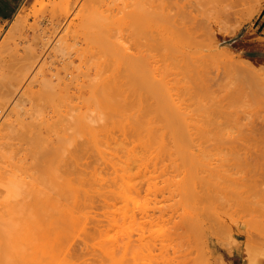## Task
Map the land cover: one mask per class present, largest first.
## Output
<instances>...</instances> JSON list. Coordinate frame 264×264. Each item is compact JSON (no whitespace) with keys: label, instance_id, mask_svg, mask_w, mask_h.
<instances>
[{"label":"rangeland","instance_id":"obj_1","mask_svg":"<svg viewBox=\"0 0 264 264\" xmlns=\"http://www.w3.org/2000/svg\"><path fill=\"white\" fill-rule=\"evenodd\" d=\"M65 1H59L53 9L50 0H25L18 11L27 7L24 26L15 34L23 32L36 17L60 12ZM166 1L173 7L176 46L170 52L154 55L148 45L166 28ZM218 1L225 2L90 0L98 27L99 10L109 8L106 23L110 44L104 52L85 56L86 62L79 60L75 79L82 80L86 73L97 69L107 76L112 96L109 143L101 149H91L95 164L82 172L85 180L71 214H61L59 199L49 194L54 180L51 164L47 174L37 178L38 166L31 156L39 149L0 148V233L19 225L10 230L15 238L18 236L17 245L23 231H28V240L32 239L28 258L19 264H41L45 253L39 246L62 244L60 232L66 229V223L69 229L81 232L97 222L103 228L111 229L113 222L125 226L120 235L127 251L124 264H264V37L260 16L264 5L260 8L257 0H240L239 12L216 32L215 51L208 55L188 52L182 40L198 26L203 15L196 9L192 14L187 11L193 5L210 14ZM13 20L0 27L1 44L10 36L8 29ZM12 39L15 38L11 36ZM24 44L20 48H3L0 75L9 76L14 71L27 54L29 43ZM135 44L141 50L143 65L137 69L140 73H134L138 82L127 83L122 91L116 83L126 76V53ZM243 62H253L256 71L243 69ZM52 94L51 89H44L40 100L56 102ZM36 107L37 101H26L21 108L33 111ZM139 132L163 135L171 143L179 142L184 134L191 139L190 147L212 151L140 153L142 164L128 166L122 180V170L118 164L113 166L110 151L123 149L124 139ZM24 151L31 156L20 158ZM23 180L31 187L29 197L35 207L32 206L28 229L19 220L20 211L8 207L20 198L18 182ZM88 180L106 186L108 193L100 198L87 195L83 189H88ZM92 198L95 203L89 205ZM10 221L12 226L8 225ZM78 252L89 261L94 258L86 248L78 247Z\"/></svg>","mask_w":264,"mask_h":264},{"label":"bare ground","instance_id":"obj_2","mask_svg":"<svg viewBox=\"0 0 264 264\" xmlns=\"http://www.w3.org/2000/svg\"><path fill=\"white\" fill-rule=\"evenodd\" d=\"M31 1L37 2L39 0ZM59 1L61 0H50L53 9ZM89 2L90 0H75L73 2L67 0L60 7V12H53L43 17H36L34 23L28 26L26 25V27L22 29L24 31L17 35L15 32L17 33L20 27L23 28L22 25L26 19L24 13V11L26 12L27 10L26 7L23 12L20 11L16 13L13 23L8 29L10 36L7 37L9 39L6 38L7 40L2 44L0 43V53L6 47L11 48L12 46L19 45L20 48V44L29 43V47L27 45V54L25 53V55L20 58L14 71L9 76L5 74L0 75V148L39 149V151L32 156L24 151L20 154V158L24 156L28 158L31 156L34 159V163L38 166L37 178L39 179H42L47 174V170L50 168L48 164H51L54 170V180L50 185L49 194L52 198L56 197L59 199L58 204L60 207L58 208L61 214L67 212V214H71L75 211L78 198L82 191V180H85V178L82 177V172L86 169H92L95 164L93 161L94 158L92 159L93 153L91 149H101L103 146L108 145L110 136L112 103L110 100L112 96L107 76L97 69L86 73L84 77H82V80L75 79V71L79 67V63L84 62L85 58H87L85 56L89 54L93 55L100 51L104 52L110 44V32L108 31V25L106 23L107 20H109V8L102 7L99 10L101 14V23L98 27L94 17L95 8L89 5ZM257 2L260 8L264 5V0H257ZM164 3H166V11L163 13V20L167 21L166 28L161 31L158 39L153 38L152 42L148 45V51L154 55L172 51L177 41L174 29L173 7L170 1ZM240 7V0L218 1L210 14H208L203 9L192 5V8L187 11V13L192 14L194 9H196L201 12L203 17L198 26L190 31L187 37L182 40V45L192 54L208 55V53L215 51L218 45L216 32L218 33L224 29L232 17L239 12ZM31 11L34 13L33 10ZM205 15L207 16L205 17L206 20L204 19ZM98 32L100 33V37H98ZM31 34L33 35L32 37ZM11 36L15 38L14 41L13 39L12 41L10 40ZM18 50L19 49H17V51ZM140 52V48L135 44V47L133 48L130 46L127 52L128 54L126 53L129 61L128 71H125L127 74L125 73L126 76L123 77L120 75L121 79L117 83L115 82L117 86H121L122 91L124 90V85H135V83L138 82V78L135 77L134 73L138 72L137 69L141 68L143 65ZM79 60L80 62L78 63ZM252 63L253 62H243V69L249 72H255L257 67ZM119 78L117 77V79ZM44 89H51L53 91L52 97L55 98L56 96V102L40 100ZM77 99L78 101H75ZM26 101H37L36 109L33 111L22 109L21 107ZM166 139L167 138L163 137V135L160 136L156 133L139 132L136 135L132 134L127 136L124 139L123 149H111L110 155L113 166L118 164L121 168L122 180L125 178V171L128 169V166H133L132 164L136 162L140 163V153H144L145 155V152L149 153V151L161 152L176 150L177 153L181 152L182 154V151H186L191 154L192 151L207 150L206 148L190 147L189 144L191 139L184 134L178 139L179 142L171 143ZM211 151L212 149L209 152ZM213 151H215V149ZM147 155L148 154H146V157H149ZM141 160L143 161V159ZM151 160L153 159L151 158ZM34 182H36V180H34ZM18 183L21 187L19 194L20 198L13 200L15 202L10 203L11 205H8V207H10L11 210L15 208V210L17 209L20 211L19 220H21L24 229H28L31 217L30 213L32 212V206L34 207V205H32L33 200L29 197L31 187L28 188V184L24 180ZM43 183L44 182H42V184ZM87 183L88 189H83L84 193L87 195L100 198L103 194L108 193L106 191V186H97L95 182L89 180ZM44 185L45 184H43V186ZM8 190H6L7 193ZM9 191H11V189ZM13 191L14 190H12V193ZM43 195L45 196V194ZM1 200L2 199H0V202ZM50 201L53 203L52 199ZM94 201L93 198L90 199L88 201L89 205ZM55 202L57 204L56 200ZM44 207L45 206H43V208ZM48 207L49 205H47V208ZM1 208L2 207H0V209ZM35 210L33 209V211ZM50 212L52 214V211ZM40 216H43V213ZM47 216L49 215L47 214ZM43 219L46 220V218ZM66 220L67 218H64V225ZM14 223L16 224V222ZM19 223L20 222L17 220L16 225ZM31 223L30 225L32 226ZM10 224L11 221L8 225ZM12 225L13 224L10 226ZM35 225L36 224H34V226ZM68 225L69 224L66 223V229L62 227L64 229L63 232L59 231L62 233L60 236L63 237V243L60 240L62 244H57L58 246H46L45 244V246H43L41 243L42 246L39 247H43L41 250L45 253L41 264H124L126 261L127 251L123 243L124 240L120 239L121 232H125L124 225H118L113 222L111 223L112 228L110 229L103 228L97 222L93 224L92 227L85 228L81 232L69 229ZM43 226H45V224ZM10 230L7 229L5 233H0V264H19L22 260L27 259L31 252L32 246L29 245L31 237L29 240V237L26 238V236H28V231L22 232L23 237H19L18 241L20 245H17L16 238L18 236L16 234L17 237L15 238V236H13L14 233L12 234L14 231ZM38 230H40V228ZM2 232L4 231L2 230ZM58 238L60 239L59 236ZM41 241L44 242V240ZM78 247L89 250V252L94 255V258L89 261L87 258L81 256L78 252Z\"/></svg>","mask_w":264,"mask_h":264},{"label":"crops","instance_id":"obj_3","mask_svg":"<svg viewBox=\"0 0 264 264\" xmlns=\"http://www.w3.org/2000/svg\"><path fill=\"white\" fill-rule=\"evenodd\" d=\"M25 0H0V27L8 25L16 16L22 3ZM261 24L263 29L261 30V35L264 37V8L261 12Z\"/></svg>","mask_w":264,"mask_h":264}]
</instances>
